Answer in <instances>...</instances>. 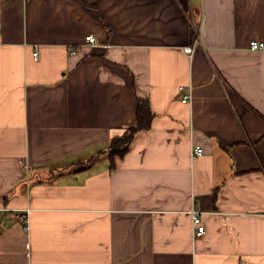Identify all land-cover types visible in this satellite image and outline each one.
Instances as JSON below:
<instances>
[{
    "label": "crops",
    "instance_id": "obj_1",
    "mask_svg": "<svg viewBox=\"0 0 264 264\" xmlns=\"http://www.w3.org/2000/svg\"><path fill=\"white\" fill-rule=\"evenodd\" d=\"M83 1L0 0V264H264V0Z\"/></svg>",
    "mask_w": 264,
    "mask_h": 264
},
{
    "label": "trees",
    "instance_id": "obj_2",
    "mask_svg": "<svg viewBox=\"0 0 264 264\" xmlns=\"http://www.w3.org/2000/svg\"><path fill=\"white\" fill-rule=\"evenodd\" d=\"M82 2L84 3L83 0ZM135 99V125L133 127H127L121 136L113 137L105 151H100L95 156L89 158L86 162L78 164L76 171H83L103 158H107L113 168L115 160L122 159L127 154L134 137L142 131H149L151 129V124L155 116L151 111L149 102L143 99Z\"/></svg>",
    "mask_w": 264,
    "mask_h": 264
},
{
    "label": "built area",
    "instance_id": "obj_3",
    "mask_svg": "<svg viewBox=\"0 0 264 264\" xmlns=\"http://www.w3.org/2000/svg\"><path fill=\"white\" fill-rule=\"evenodd\" d=\"M85 41L91 45V46H95L96 45V41L94 40L93 36H87L85 38ZM111 47V46H110ZM109 46L105 45L104 48L105 49H108L110 48ZM195 47H196V42L191 45V46H187V47H184L182 49V52L185 53L188 57L192 58L193 54H194V51H195ZM249 49L251 51H256L257 50H264V43L263 42H252L250 43L249 45ZM72 54L75 53L74 50L71 51ZM37 52H35L33 54V57L37 58ZM185 90L184 88H179V92L180 93H183ZM184 98L182 99V104H185L187 102H189L191 100V97H190V93L186 94L185 96H183ZM203 150L202 148L200 147H196L195 149H193L192 153H191V156L193 158H196V157H200L201 154H202ZM192 217V230H193V239H200L203 237L204 233H205V228L204 226L202 225V217L201 215L196 212V211H190L189 213ZM22 220L24 221V224H25V227H24V231L27 232L29 230V227H28V219H27V216L26 217H22Z\"/></svg>",
    "mask_w": 264,
    "mask_h": 264
}]
</instances>
